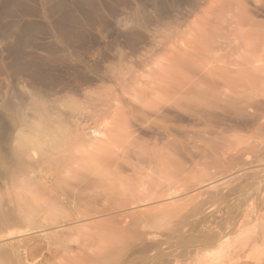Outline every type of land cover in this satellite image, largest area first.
<instances>
[{"label":"rangeland","instance_id":"374dc122","mask_svg":"<svg viewBox=\"0 0 264 264\" xmlns=\"http://www.w3.org/2000/svg\"><path fill=\"white\" fill-rule=\"evenodd\" d=\"M91 128L171 145L172 203L63 222ZM219 262L264 264V0H0V264Z\"/></svg>","mask_w":264,"mask_h":264},{"label":"bare ground","instance_id":"6f19581e","mask_svg":"<svg viewBox=\"0 0 264 264\" xmlns=\"http://www.w3.org/2000/svg\"><path fill=\"white\" fill-rule=\"evenodd\" d=\"M99 131L100 132H98L97 130H94V128H91L90 133L95 134V136L91 135L90 137H88L84 133H82L81 135V138L82 140H84L87 147L98 149L104 152L103 157L95 160L98 163V168L96 170H92V171L90 170L89 172H85V173H80V174L76 173L77 175L75 174L76 177L73 179V182H71L68 185L66 184L61 185L64 182L62 181L61 178H59L58 181L60 182V185L56 186V189L54 190H51V189L48 190L45 194L49 199L51 200L54 199L55 201H57L58 204L62 203V205H68L69 208L71 209L64 216L63 222L85 221L86 219H90L91 217L96 216V215H104V216H107L108 218L107 220H115L117 221V223H120L129 217V213L121 210V208H124L126 206H130V205L144 206L147 203L150 206L153 205L152 207H154L155 204L157 203L159 204L161 202H171L172 203L173 193H172V157H171L172 155L170 154L171 149H172V147H170L171 145L166 144L165 146L164 144V148L165 147L170 148L169 149L170 152L168 151V148L164 149L167 152L166 151L164 152L162 148L160 149L162 150V153L159 150V153H160L159 154L158 152H156L157 150L156 149L154 152L157 153L156 155L158 154L159 155L156 156L154 153V157H153L151 156L153 152L151 153V155H147L144 153L146 152V150L141 149V147H139L140 145L137 142V140L136 142L130 140L125 146L120 145V147H111V149H117V150H115L113 154L109 155L105 149L107 148L108 142L111 140V139L109 140L108 131L107 130H104V132L102 130H99ZM43 132L44 131H42V128H40V126H37L36 132L34 133V135L32 137L26 136L23 140V143L30 144L32 146L39 145L40 143L39 137H40V134H42ZM96 134H98V136H96ZM134 144L136 145L138 144V146ZM168 144H172V141L168 142ZM148 150L147 152H149ZM69 162H70V159H69ZM126 167H130L133 169V171H135L133 172V174H135L133 175V177H128V176L126 178L123 177L124 170L126 169ZM161 173L162 174L166 173L167 176L165 175L161 176L162 182H159L160 179L159 180L155 179L156 178L155 175L158 176ZM138 175L144 176L145 179H142L141 177H137ZM164 176L165 178L163 180ZM158 177L160 178V175ZM154 179L158 181L154 183L155 182ZM125 182L130 184L129 186L132 188L131 189L133 193L132 195L127 196L125 194L127 193L126 190L124 189L125 190L124 191L123 189H121L123 187L121 186V184ZM62 186H65V187H62ZM138 186L145 187V190L147 191V193L140 195V196L135 195L133 190L136 189ZM119 187H120V190H123V191L118 192ZM121 192H125V193H121ZM117 193L120 196L121 195L127 196L129 198L128 203H126L127 198L125 199L123 197L117 196L118 197L117 199L116 197H114V195H116ZM113 198H116V199H113ZM119 198H123L125 200L123 201L121 199V201L123 202L119 203L117 202ZM110 201H112L113 204L115 202L119 203L120 208L111 209L109 206ZM108 202L109 204H107ZM97 203H102V206L96 207L95 205ZM38 219L39 221L43 220L42 218H38ZM14 223H17V222L15 221ZM59 223H62V222H59ZM49 225L50 224H48V226ZM249 243H250V240H249ZM49 250L52 251L54 255L57 254V250L55 249H53L54 251L52 249H49ZM203 261L205 260H202V262ZM206 261L208 262V260ZM215 261H220V260L215 259ZM210 262H213V261L211 260ZM220 263L221 262H219V264ZM209 264H212V263H209Z\"/></svg>","mask_w":264,"mask_h":264}]
</instances>
